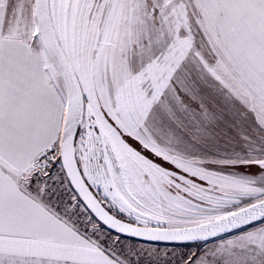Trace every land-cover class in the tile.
Masks as SVG:
<instances>
[{"label": "snow or ice", "instance_id": "obj_1", "mask_svg": "<svg viewBox=\"0 0 264 264\" xmlns=\"http://www.w3.org/2000/svg\"><path fill=\"white\" fill-rule=\"evenodd\" d=\"M0 264H264V0H0Z\"/></svg>", "mask_w": 264, "mask_h": 264}]
</instances>
